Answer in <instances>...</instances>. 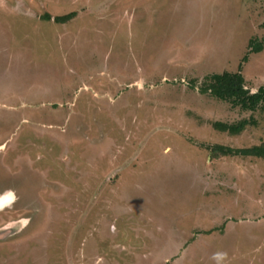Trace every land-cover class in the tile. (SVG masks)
Returning <instances> with one entry per match:
<instances>
[{
	"label": "rangeland",
	"instance_id": "374dc122",
	"mask_svg": "<svg viewBox=\"0 0 264 264\" xmlns=\"http://www.w3.org/2000/svg\"><path fill=\"white\" fill-rule=\"evenodd\" d=\"M240 65L264 0H0V264H264V159L210 150L264 109L200 91Z\"/></svg>",
	"mask_w": 264,
	"mask_h": 264
},
{
	"label": "trees",
	"instance_id": "16d2710c",
	"mask_svg": "<svg viewBox=\"0 0 264 264\" xmlns=\"http://www.w3.org/2000/svg\"><path fill=\"white\" fill-rule=\"evenodd\" d=\"M75 15L74 12L65 16L55 18L57 22L68 21ZM46 19H51L50 15L45 16ZM250 52H260L263 49V44L260 41H250ZM247 55L243 61H246ZM242 66L236 72L224 71L222 73H213L206 75L201 84L200 91L209 93L211 96L228 102L233 107H240L243 110L255 112L259 109H264V83L255 91L252 92L246 85L245 78L241 73ZM256 124L253 117L243 118L236 122L228 123L222 121H214L213 127L217 130L228 132L231 135L242 133L248 125ZM212 154L215 156H244L257 157L264 159V141L260 144H255L249 147L233 148L220 144L210 147Z\"/></svg>",
	"mask_w": 264,
	"mask_h": 264
},
{
	"label": "water",
	"instance_id": "95a60500",
	"mask_svg": "<svg viewBox=\"0 0 264 264\" xmlns=\"http://www.w3.org/2000/svg\"><path fill=\"white\" fill-rule=\"evenodd\" d=\"M24 225L23 221L9 222L0 228V237L10 235L18 231Z\"/></svg>",
	"mask_w": 264,
	"mask_h": 264
},
{
	"label": "bare ground",
	"instance_id": "6f19581e",
	"mask_svg": "<svg viewBox=\"0 0 264 264\" xmlns=\"http://www.w3.org/2000/svg\"><path fill=\"white\" fill-rule=\"evenodd\" d=\"M6 202V198L0 199V203H5Z\"/></svg>",
	"mask_w": 264,
	"mask_h": 264
}]
</instances>
